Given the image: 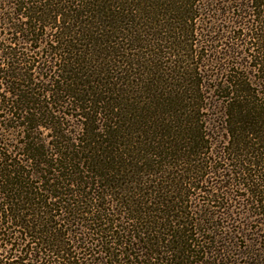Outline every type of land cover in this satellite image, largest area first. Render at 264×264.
Here are the masks:
<instances>
[{
  "label": "trees",
  "instance_id": "trees-1",
  "mask_svg": "<svg viewBox=\"0 0 264 264\" xmlns=\"http://www.w3.org/2000/svg\"><path fill=\"white\" fill-rule=\"evenodd\" d=\"M0 18V264H264V0Z\"/></svg>",
  "mask_w": 264,
  "mask_h": 264
},
{
  "label": "rangeland",
  "instance_id": "rangeland-1",
  "mask_svg": "<svg viewBox=\"0 0 264 264\" xmlns=\"http://www.w3.org/2000/svg\"><path fill=\"white\" fill-rule=\"evenodd\" d=\"M233 19H234V17L231 16V15L228 16L226 14L225 16H221V15L215 14V15H213L212 20H211L210 23H213L212 25L215 26V27L222 28V27L219 26V24H222L224 26H226L228 24V26H230L231 24L228 23V22L229 21H233ZM0 20H1V18H0ZM0 27H1V25H0ZM43 132H46V131L43 130ZM237 193H240V192H237ZM225 225H226V223H225ZM228 227H229L230 230L236 229L235 225L228 226ZM252 238H253V235H252L251 232H250V234H248L247 232H243L242 234L241 233L236 234L235 241H236L237 245L240 246V249H244L245 246H248V243H249L248 240L252 239Z\"/></svg>",
  "mask_w": 264,
  "mask_h": 264
}]
</instances>
